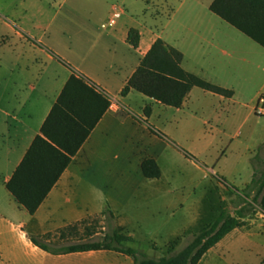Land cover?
Wrapping results in <instances>:
<instances>
[{"label":"crops","instance_id":"obj_1","mask_svg":"<svg viewBox=\"0 0 264 264\" xmlns=\"http://www.w3.org/2000/svg\"><path fill=\"white\" fill-rule=\"evenodd\" d=\"M215 1L161 0L165 10L158 20L142 0H119L110 6L113 13L107 17L109 23L116 14L115 24L103 28L108 23H102L99 28L88 23L79 53L72 52L68 44L57 45L46 36L38 38L7 25L12 32L0 48V250L8 263L16 251H25L29 259L45 264L86 254L54 256L35 247L30 238L49 234L54 238L61 229L107 210L115 215L125 212L133 202L138 207L151 206L157 200L159 203L160 197L172 195L161 165L164 154L159 147L164 146V140L133 116L171 138L186 134L202 139L216 134L217 138L226 137L229 140L221 138L220 144L232 147L231 159L224 151L221 158L227 164L220 172H212L238 190L251 184L252 160L264 144L262 120H254L260 119L256 108L259 98L264 97V47L215 14L211 10ZM131 29L140 33L138 49L129 43ZM157 39L183 54L182 67L187 72L233 91V96L192 87L178 107H169L131 89L129 79ZM73 74L93 85L111 105L32 216L6 184L41 134ZM247 90H251L249 95ZM119 112L130 115L120 117ZM228 129L234 134L225 136ZM145 159L158 163L159 179L145 177ZM258 241L264 254L262 211ZM118 254L121 256H114L116 260L135 264L133 259L127 260L131 257Z\"/></svg>","mask_w":264,"mask_h":264},{"label":"rangeland","instance_id":"obj_2","mask_svg":"<svg viewBox=\"0 0 264 264\" xmlns=\"http://www.w3.org/2000/svg\"><path fill=\"white\" fill-rule=\"evenodd\" d=\"M117 1L0 0V48L7 34L12 32L11 28H14L38 38L46 36L47 40L57 45L68 44L72 52L79 53L81 38L87 32L88 23H95L99 28L102 23H108L107 17L110 12L113 13L109 8ZM142 1L150 6L149 11L159 20L165 10L161 0ZM116 18L115 14L113 19ZM192 27L188 25V28ZM250 91L247 90L248 95ZM258 108L257 105L256 114L260 119L255 117L254 120H262L263 128L264 115L258 114ZM245 113L249 111L245 110ZM228 134L233 135L234 131L228 129L225 136ZM216 135L213 137L215 143H211L213 138L209 137L202 139L187 134L176 138L169 136L173 143L164 140V146L160 145L159 149L164 154L161 165L172 195L163 199L160 197L159 203L157 200L151 206L138 207L137 202H133L123 213L90 217L73 224L75 231L70 235L67 232L62 243H103L105 238L109 242L115 233H120L132 238L123 246L160 259L181 251L209 220L213 221L227 211L239 218L243 226L226 235L222 242L203 256L199 264H261V259L264 261V254L260 253L261 242L258 241L261 239V209L253 196L248 200L252 206L244 205L241 200L245 189L238 190L212 172L223 169L227 160L221 158L222 154L225 151L229 155L232 148L223 147L225 142L220 144L221 138L224 141L229 139L223 136L217 138ZM252 164L258 175L264 172V144L257 151ZM54 236L57 238L58 234ZM113 245L118 244L115 242ZM171 248L174 250L171 251ZM18 253H12L11 264H45L29 259L25 251ZM1 255L0 250V264H10ZM114 256L121 255L110 251H92L53 259L47 264H126ZM123 258L126 256L123 255Z\"/></svg>","mask_w":264,"mask_h":264},{"label":"trees","instance_id":"obj_3","mask_svg":"<svg viewBox=\"0 0 264 264\" xmlns=\"http://www.w3.org/2000/svg\"><path fill=\"white\" fill-rule=\"evenodd\" d=\"M211 10L264 47V0H216ZM140 39L139 31L131 29L129 43L134 49H138ZM183 59L184 56L179 50L162 39H157L141 59L139 67L128 81V86L169 107H178L192 87L228 98L233 96V91L187 72L182 67ZM110 105V101L85 79L76 74L71 76L43 124L41 134L36 137L6 184L9 193L30 215H35L46 200ZM117 115L126 117L130 114L119 112ZM133 118L145 125L152 134L173 143L166 134L143 118ZM142 170L148 179L161 177V169L154 159H145ZM252 196L264 213V172L258 175L254 170L253 180L244 191L242 203L251 207L248 200ZM107 214L113 216L109 210L102 215ZM242 226L243 222L239 218L225 211L213 221L209 220L193 241L181 251L160 259L123 246L124 242H130L132 238L120 233H115L109 242L105 238L103 243L63 244L67 232L72 234L76 226L61 229L57 238L49 234L44 237L32 236L30 240L35 247L54 256L115 251L131 257L135 264H199L210 249L230 232ZM115 242L118 245L114 246Z\"/></svg>","mask_w":264,"mask_h":264},{"label":"built area","instance_id":"obj_4","mask_svg":"<svg viewBox=\"0 0 264 264\" xmlns=\"http://www.w3.org/2000/svg\"><path fill=\"white\" fill-rule=\"evenodd\" d=\"M115 24V19H112L109 21L108 24H103V28H106L107 26H113ZM258 106L257 112L259 115H264V97H260L258 100Z\"/></svg>","mask_w":264,"mask_h":264}]
</instances>
